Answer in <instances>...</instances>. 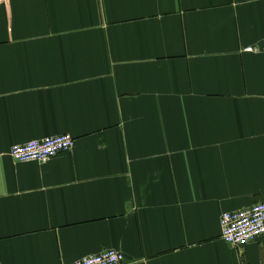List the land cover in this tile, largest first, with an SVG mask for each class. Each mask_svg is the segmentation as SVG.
I'll return each mask as SVG.
<instances>
[{
    "label": "crops",
    "instance_id": "crops-1",
    "mask_svg": "<svg viewBox=\"0 0 264 264\" xmlns=\"http://www.w3.org/2000/svg\"><path fill=\"white\" fill-rule=\"evenodd\" d=\"M261 202L264 0H0V264H264Z\"/></svg>",
    "mask_w": 264,
    "mask_h": 264
},
{
    "label": "built area",
    "instance_id": "built-area-1",
    "mask_svg": "<svg viewBox=\"0 0 264 264\" xmlns=\"http://www.w3.org/2000/svg\"><path fill=\"white\" fill-rule=\"evenodd\" d=\"M248 51H253L249 48ZM75 147V139L70 135L49 137L14 145L10 156L18 163H47L61 154L69 153ZM223 241L233 247L257 243L264 237V202L237 212L225 213L221 217ZM73 264H125V256L115 250H107L89 256Z\"/></svg>",
    "mask_w": 264,
    "mask_h": 264
}]
</instances>
